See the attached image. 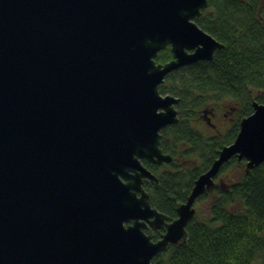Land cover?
I'll return each mask as SVG.
<instances>
[{"label":"water","instance_id":"95a60500","mask_svg":"<svg viewBox=\"0 0 264 264\" xmlns=\"http://www.w3.org/2000/svg\"><path fill=\"white\" fill-rule=\"evenodd\" d=\"M207 0H0V264H154L184 244L197 198L236 157L264 162V104L194 181L177 218L150 204L172 71L223 44L195 18ZM170 46L172 59L156 63ZM211 124L210 119L207 120ZM132 222L125 225V223ZM147 225L165 228L153 241Z\"/></svg>","mask_w":264,"mask_h":264},{"label":"trees","instance_id":"16d2710c","mask_svg":"<svg viewBox=\"0 0 264 264\" xmlns=\"http://www.w3.org/2000/svg\"><path fill=\"white\" fill-rule=\"evenodd\" d=\"M207 2L195 22L223 47L212 60L186 65L165 77L159 92L179 98L178 121L160 132L159 146L172 161L157 165L142 160L158 177L157 185L145 181L143 188L167 222L177 218V206L185 202L219 150L233 142L241 119L253 112V101L264 104V0ZM171 59L167 46L155 62ZM224 102L234 115L230 126L220 130L208 124L205 115ZM229 167L240 170L236 180L219 177ZM244 167L245 160L236 157L221 166L208 214L189 221L186 243L168 246L152 263L264 264V162L247 174ZM204 197L208 196L197 200ZM159 232H153V241Z\"/></svg>","mask_w":264,"mask_h":264},{"label":"rangeland","instance_id":"374dc122","mask_svg":"<svg viewBox=\"0 0 264 264\" xmlns=\"http://www.w3.org/2000/svg\"><path fill=\"white\" fill-rule=\"evenodd\" d=\"M163 95H165V94H163ZM224 104H225V102L222 103L220 106H214V108L212 109V111L214 113L209 111V113L207 115H205V117L210 119L211 124H215L217 126V128H219L220 130H224V129L228 128L230 126V120H231V118H233V116H231L233 114V112L230 113L228 105H224ZM164 164H167V163H164ZM245 166H246V163H245ZM244 172H245V167H244ZM217 176H218V174H217ZM239 176H240V170L236 169L235 167H229L228 170L226 169L225 171H223L219 177H221V178L223 177V180H225V181H230V180H236ZM219 181L220 180L215 179V185L218 184ZM154 185H156V184L154 183ZM212 191L205 194L208 197H204V198H201V199L195 201V203L193 205V207L195 209L194 217L197 216L198 218H201V217H204L208 214L209 205L213 201V197L210 196ZM147 234L152 235L153 233L150 230H148ZM159 239H161V238H159Z\"/></svg>","mask_w":264,"mask_h":264},{"label":"flooded vegetation","instance_id":"af4514ba","mask_svg":"<svg viewBox=\"0 0 264 264\" xmlns=\"http://www.w3.org/2000/svg\"><path fill=\"white\" fill-rule=\"evenodd\" d=\"M215 179H216V178H215ZM215 179H214V180H215ZM145 181H149V180H144L143 183H142V187H143V184H144ZM144 190H145V189H144ZM131 223H132V222H128V223H125V225L131 224ZM148 230H150L152 233H153V232H156V231H160V232H159L158 239L161 238V237L163 236V234L165 233V228H164V227H162V228H154V227H152V226H150V225H147V228L145 229V233H146V234H147V231H148ZM150 236L152 237V235H150ZM158 239H157V240H158ZM152 240H153V239H152Z\"/></svg>","mask_w":264,"mask_h":264}]
</instances>
